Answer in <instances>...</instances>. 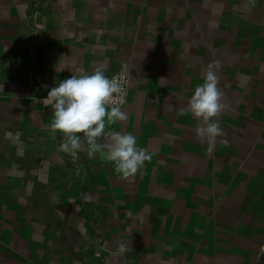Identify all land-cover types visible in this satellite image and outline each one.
Returning <instances> with one entry per match:
<instances>
[{
  "label": "crops",
  "instance_id": "0c3cea01",
  "mask_svg": "<svg viewBox=\"0 0 264 264\" xmlns=\"http://www.w3.org/2000/svg\"><path fill=\"white\" fill-rule=\"evenodd\" d=\"M213 61L209 153L188 102ZM97 67L130 76L106 130L152 155L132 178L50 131L48 92ZM0 264H264V0H0Z\"/></svg>",
  "mask_w": 264,
  "mask_h": 264
},
{
  "label": "clouds",
  "instance_id": "9594fccd",
  "mask_svg": "<svg viewBox=\"0 0 264 264\" xmlns=\"http://www.w3.org/2000/svg\"><path fill=\"white\" fill-rule=\"evenodd\" d=\"M249 3L254 5L255 0H249ZM220 66V61L207 65L203 83L195 87L188 102V111L200 121L196 134L207 142L209 153L217 138L224 134L214 122L226 108L222 102L224 94L218 87ZM123 94L121 83L116 78H108L102 67L95 68L90 74L72 75L52 87L46 98L53 109L50 131L54 137L57 132L64 136L58 151L75 154L86 143L89 157L103 155L114 163L115 171L124 178H132L140 171L145 162L151 161L152 155L145 148L137 147L134 134L106 130L127 119L117 100ZM117 245L121 254L128 251L127 242L118 241Z\"/></svg>",
  "mask_w": 264,
  "mask_h": 264
},
{
  "label": "built area",
  "instance_id": "2783aa9c",
  "mask_svg": "<svg viewBox=\"0 0 264 264\" xmlns=\"http://www.w3.org/2000/svg\"><path fill=\"white\" fill-rule=\"evenodd\" d=\"M108 78H116L120 83L124 90V94L122 96L117 97L119 106L122 108L125 107L127 103L128 93L130 90V76L126 72H118L115 74L106 75Z\"/></svg>",
  "mask_w": 264,
  "mask_h": 264
}]
</instances>
